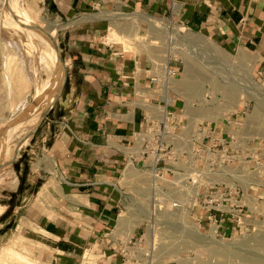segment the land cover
Instances as JSON below:
<instances>
[{
    "label": "crops",
    "instance_id": "0c3cea01",
    "mask_svg": "<svg viewBox=\"0 0 264 264\" xmlns=\"http://www.w3.org/2000/svg\"><path fill=\"white\" fill-rule=\"evenodd\" d=\"M41 2L62 21L57 43L66 77L54 106L34 130L30 149L2 174L20 204L17 227L36 243L39 264H146L128 255L117 233L124 196L120 179L146 117L183 109L187 102L175 90V80L168 98L151 81L165 65L180 69L175 40L166 35L162 53L156 44L127 46L110 37L111 30L126 36L121 27L142 32L145 26L157 41L152 30L162 29L155 20L211 37L230 51L264 54V0ZM59 93L60 87L49 101Z\"/></svg>",
    "mask_w": 264,
    "mask_h": 264
},
{
    "label": "rangeland",
    "instance_id": "374dc122",
    "mask_svg": "<svg viewBox=\"0 0 264 264\" xmlns=\"http://www.w3.org/2000/svg\"><path fill=\"white\" fill-rule=\"evenodd\" d=\"M11 2L12 0H0V264H39L36 243L29 239L26 229L17 227L19 214L15 209L20 204L17 197H12L9 189H6L9 180H3L2 174L10 171L13 158L23 154L24 149H30L28 146L34 130L44 122L46 110L54 106L61 94L65 72L57 51L49 36L35 26L49 31L51 37L57 41L62 21L46 11L41 0H15V10L10 8ZM145 19L152 20L147 16ZM128 27L126 25L120 28L121 32H127L126 36L119 35L114 28L110 37L121 40L127 46L129 42L140 43L143 48L156 44L163 48L162 53L167 51L165 38L168 36L169 41L172 37L175 40V58H178L180 65L175 90L186 99L184 110L188 118L183 130L184 133L187 132L185 136L183 133V140L175 146V158H203L197 160V170L201 171V179L205 180L208 163L204 158L224 156L214 150L212 153H215L212 154L209 143L206 144L202 136L192 141L190 135L193 132L190 129L205 121L213 126L233 129L237 141L230 147V154L233 156L232 160L237 155L239 159L230 162L229 166L237 180L229 179L227 174L231 171L228 168L223 170L218 161L214 165L217 168V178L223 182H233L239 190L247 191L256 199L251 211L253 214L250 212L248 215L251 225L245 224L242 231L230 240H218L225 247H235L229 253L230 256L224 254V257L223 253H218L219 256L215 259L216 255L213 251L210 252L209 244L188 238L187 230L196 224L187 222L185 217H175V225L153 227L155 232L152 231L149 224H146L147 216L151 217L149 195H139L142 186L148 187V176L138 166L128 164L120 179L124 195L123 213L117 226L120 240L128 247V255L131 258L142 257L146 264L159 261H174L175 264H180V261L185 264H250L251 262L246 263L247 260L241 262V258L245 256L261 257L263 260L264 54L230 51L213 38L185 31L179 25L173 27L175 35L172 37L173 28L170 25L159 26L162 30L157 33L154 32L159 29L154 27L153 36H156L157 41L149 36L145 26L142 32L139 28ZM187 36L189 38L186 40ZM53 59L58 63L53 64ZM189 64L192 69H197L194 70L196 74L194 82L192 81L195 89H198L197 93L187 88L192 86L186 79ZM58 75L60 84L53 89V79ZM211 77L215 80H211ZM59 87L60 94L56 100L45 104L43 99H52ZM258 95H261V100L257 98ZM214 148L220 151L222 146ZM39 156L44 158L43 153ZM175 163L181 165L178 161ZM52 169H57L55 162ZM131 171L135 172L134 177ZM15 219L17 221L14 222ZM155 224L157 226L159 223ZM200 229L206 236L212 237L208 233V227L202 226ZM248 238L252 240L247 241ZM222 259H227L228 262Z\"/></svg>",
    "mask_w": 264,
    "mask_h": 264
},
{
    "label": "built area",
    "instance_id": "2783aa9c",
    "mask_svg": "<svg viewBox=\"0 0 264 264\" xmlns=\"http://www.w3.org/2000/svg\"><path fill=\"white\" fill-rule=\"evenodd\" d=\"M163 68V73L151 75V81L168 98L171 97L170 89L173 81L178 80L180 69L168 65ZM184 109H166L159 117H146L141 131L134 136V145L130 147V162L148 176L149 215L152 217L147 216L146 224L154 231V219L159 223L156 228L175 225V217H185L187 222L197 224L199 228L208 227V233L217 239L230 240L242 231L245 224L251 225L248 215L256 204L255 197L247 191L239 190L233 182L227 180V183L217 178L214 165L218 161L223 170L228 168L231 171L227 174L229 179L237 180L229 166L230 162L239 159L237 155L232 160L230 154V147L237 141L235 132L228 127L207 124L206 121L190 129L193 132L190 135L192 141L202 136L205 143H209L211 153L214 150L224 156L204 158L208 165L206 179L202 180L201 171L197 170V160L203 158H175V146L183 140L185 121H188ZM219 145L222 146L220 151L214 148ZM175 161L181 165L178 166Z\"/></svg>",
    "mask_w": 264,
    "mask_h": 264
},
{
    "label": "bare ground",
    "instance_id": "6f19581e",
    "mask_svg": "<svg viewBox=\"0 0 264 264\" xmlns=\"http://www.w3.org/2000/svg\"><path fill=\"white\" fill-rule=\"evenodd\" d=\"M7 1V0H6ZM5 3V2H4ZM16 4V2H15V0L13 1L12 0V2H11V6H10V8L12 9L13 8V10H15L14 9V7H15V4ZM4 6H6V4H4ZM8 6V5H7ZM11 11V10H10ZM160 20V19H159ZM153 22H156L155 24H157V25H159V26H162V27H165L166 26V24L164 23V22H161V21H155V20H152ZM9 22V21H8ZM1 24V23H0ZM5 24V23H4ZM28 35V34H27ZM175 35V29H173L172 31H171V37L172 36H174ZM30 36V35H29ZM29 36H28V38H29ZM27 37V36H26ZM187 38H189L188 36L186 37V40H187ZM31 39H33V38H31ZM199 39V38H198ZM201 40V39H200ZM170 41H174V39H173V37L172 38H170ZM198 41V40H197ZM202 42V41H201ZM32 43V42H31ZM45 43V42H44ZM173 44V43H172ZM32 45V44H31ZM35 45V44H34ZM37 47V46H36ZM33 48V47H32ZM47 48V47H46ZM45 53H46V50H45ZM46 55V54H45ZM44 55V56H45ZM43 56V57H44ZM47 56V58H49L48 57V55H46ZM169 58V57H168ZM168 58H167V60H168ZM43 60H46V59H43ZM42 60V61H43ZM54 60V62H53V64L55 63V64H57L58 62L55 60V59H53ZM167 62V61H166ZM49 63V62H48ZM44 64V63H43ZM45 64H47L46 62H45ZM50 64V63H49ZM52 65V64H51ZM51 65H50V67H51ZM48 67H49V65H47ZM47 67V68H48ZM54 67V66H53ZM52 67V68H53ZM48 69H50V68H48ZM47 70V69H46ZM50 70H52V69H50ZM194 70H197L196 68L195 69H192L191 68V66H190V64L187 66V70H186V72H187V82L188 81H190V84L192 83V86L190 87H188L187 86V88L189 89V90H191L192 92H198L197 90L198 89H195V87H194V84H193V82H194V76H195V74H194ZM197 72V71H196ZM198 74V73H197ZM202 74V72H200V74L199 75H201ZM205 74H207V73H205ZM61 75V74H60ZM60 75H58L55 79H53L54 80V85H53V89H56V88H58V86H59V82H60ZM203 76V75H202ZM213 76V75H212ZM203 77H205V76H203ZM214 78H212L211 77V80H213ZM215 80V79H214ZM193 81V82H192ZM49 82V81H48ZM53 82V81H52ZM48 84V83H47ZM187 84V83H186ZM197 86V85H196ZM51 87V86H50ZM200 88V87H199ZM202 88V87H201ZM251 88V87H250ZM49 89V88H48ZM46 90V89H45ZM259 90V89H258ZM55 91V90H54ZM200 91V90H199ZM204 93V92H203ZM260 94H261V92H259ZM192 94V93H191ZM260 96L261 95H258V97L257 98H259L260 99ZM188 97V96H187ZM262 97H264L263 96V94H262ZM49 100H50V98L48 99V100H45L44 101V99H43V102H45V104H47V103H49ZM261 100V99H260ZM188 101H189V99H188ZM258 108H260V106L258 105ZM201 113V112H200ZM38 117V116H37ZM35 123V122H34ZM9 147V146H8ZM135 173V172H134ZM132 171H131V175H133V177H134V174ZM145 180V179H144ZM143 180V181H144ZM249 182V181H248ZM141 188V187H140ZM140 190V189H139ZM138 190V191H139ZM143 195V196H148V194H149V190H148V187H143L142 186V189L140 190V192H139V195ZM147 198V197H146ZM144 199V198H143ZM142 202V201H141ZM144 202V201H143ZM152 217V216H151ZM154 222H156V220L154 219L153 220ZM155 225L156 224H154V225H152V226H154L155 227ZM193 227H192V229L190 228V229H188L187 230V236H188V238L189 237H191L193 240H195L196 242H203V243H207V244H209V246L211 247V253H212V251H213V254L214 255H216L215 256V259H216V257L217 256H219V254H221V253H223V255L224 254H228V256H230L229 255V253L231 254V252L233 251V249L235 248V247H225L220 241H218L219 239H215V236L214 235H211L212 237L211 238H209L208 236H206L202 231H201V229L199 228V225L197 226V224L196 225H192ZM153 231V230H152ZM153 232H155V231H153ZM152 236H154V235H152ZM257 237V236H256ZM261 238H264V237H261ZM251 238H248V239H246L247 241L248 240H250ZM260 239V238H259ZM252 240V239H251ZM206 244V245H207ZM208 246V245H207ZM247 247V246H246ZM241 250V249H240ZM243 251V250H242ZM240 252V251H239ZM219 253V254H218ZM236 255H237V253L236 252H234ZM208 254H210V253H208ZM218 254V255H217ZM239 254V253H238ZM244 254V253H243ZM245 254H246V252H245ZM244 254V255H245ZM162 255V254H161ZM234 255V254H233ZM240 256H242V254H239ZM247 255V254H246ZM240 256H239V259H240ZM224 257H225V255H224ZM236 257V256H235ZM245 258V259H244ZM243 259L241 258V262H242V260L244 261H246V263L247 262H251L250 264H264V259L262 260L261 259V257L260 258H258V257H254V256H245ZM262 258H264V257H262ZM219 259H221V258H219ZM234 259V261H235V258H233ZM223 260V259H222ZM227 261V259H224L223 261ZM236 260L238 261V259L236 258ZM223 261H221V263L223 262ZM225 261V262H226ZM233 261V262H234ZM228 262V261H227ZM180 264H185L183 261L181 262H179ZM245 264V263H244Z\"/></svg>",
    "mask_w": 264,
    "mask_h": 264
},
{
    "label": "water",
    "instance_id": "95a60500",
    "mask_svg": "<svg viewBox=\"0 0 264 264\" xmlns=\"http://www.w3.org/2000/svg\"><path fill=\"white\" fill-rule=\"evenodd\" d=\"M35 27H37L38 29H40V30H43V32L46 34V35H48L49 36V38L52 40V42H53V44H54V46H55V49H56V51H57V55H58V58H59V62H60V64H61V66L63 67V70H64V72H65V77H66V69H65V64H64V61H63V58H62V55H61V51H60V48H59V46H58V43H57V41L56 40H54L52 37H51V33L49 32V31H47V30H44V29H42V28H40V27H38V26H35ZM52 30V28L50 29V31ZM60 94V93H59ZM58 94V95H59ZM58 97V96H57ZM56 97V98H57ZM56 100V99H55ZM54 100V101H55Z\"/></svg>",
    "mask_w": 264,
    "mask_h": 264
}]
</instances>
